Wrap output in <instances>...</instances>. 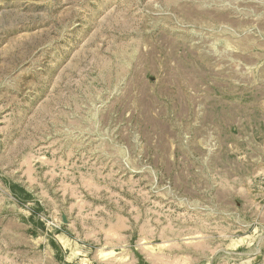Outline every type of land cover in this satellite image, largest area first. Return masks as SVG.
<instances>
[{
	"label": "rangeland",
	"instance_id": "rangeland-1",
	"mask_svg": "<svg viewBox=\"0 0 264 264\" xmlns=\"http://www.w3.org/2000/svg\"><path fill=\"white\" fill-rule=\"evenodd\" d=\"M0 264H264V0H0Z\"/></svg>",
	"mask_w": 264,
	"mask_h": 264
}]
</instances>
